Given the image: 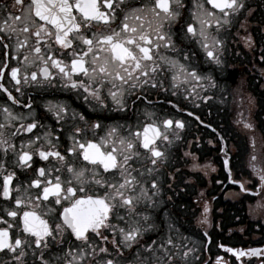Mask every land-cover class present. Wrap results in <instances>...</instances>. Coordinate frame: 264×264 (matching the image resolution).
<instances>
[{"label": "snow or ice", "instance_id": "snow-or-ice-1", "mask_svg": "<svg viewBox=\"0 0 264 264\" xmlns=\"http://www.w3.org/2000/svg\"><path fill=\"white\" fill-rule=\"evenodd\" d=\"M184 7V0H136L135 6L127 0H13L11 5L0 6V42L14 40L17 53L26 50L31 55V60L29 55H24L23 61L37 70L25 72V84L47 83L55 87L53 81L58 77L62 88L82 90L84 100L95 101L101 110L128 112L133 95V105L137 100L150 104L148 94L151 90L168 91L165 87L167 77H170L172 89L190 81L199 86V81L211 79L201 76L194 67L190 69L175 55L181 49L173 39L172 25L180 18ZM192 8L193 23L181 25L180 30L185 35L198 37L197 42L207 57L219 64L218 52L223 41L218 34L222 28L231 26L234 15L243 14L247 8L245 0H194ZM118 10L120 22L112 28ZM97 25L107 27L108 31H99ZM241 39L251 47V35ZM3 46L8 48L9 44ZM168 52L174 55H168ZM183 59H189L186 53ZM20 71L19 67L11 68V78L17 85L21 83ZM4 75L0 69V77ZM3 87L0 84V88ZM4 91L10 100L20 103L6 88ZM25 107L31 109V104ZM46 107L57 122H67L69 108L66 104L49 101ZM2 111L0 172L6 174L0 184V197L9 206L0 209L3 212L0 225H4L0 226V254L8 257L0 264H28L29 253L39 264H180L181 261L186 264L192 249L177 243L172 235L162 236L159 241L140 243L144 233L154 229L155 225L150 222V215L139 210L142 200L145 208L153 204L152 196L159 187L157 178H151L153 191L150 194L145 187L149 182H142V178L158 172V165L166 162L167 153L161 145L172 143L169 133L183 129L182 120H158L155 112L146 111L142 124L117 121L108 126L99 139H85L89 131L86 117L73 111L70 119L76 121L78 118L85 126L73 125L69 135L71 144L62 153L57 149L60 137L53 136L52 132H46L44 136L49 145L47 149L41 145L32 150L36 141L41 140L39 135L35 141L29 139L26 144L22 141L17 148L16 137L33 133L42 125L35 119L28 122V117L23 114H13L7 106ZM245 127L251 128V125L245 124ZM101 128L99 120L91 124L94 137ZM10 152L21 170L31 169L34 152L45 161L54 158L60 167L47 170L40 167L36 169L37 178L27 180L26 184L16 183L14 187L17 174L8 172L6 165ZM142 155L151 165L143 171L130 163L139 162ZM184 155L195 160L193 153ZM251 159L255 161L257 157L253 155ZM224 165L227 167V159ZM192 167L200 166L193 163ZM252 167L255 169V164ZM62 170L67 172L68 179L62 180L60 174L52 177L53 172ZM257 174L264 190V168ZM240 187L242 191H249L243 184ZM33 188L39 190L35 196L30 192ZM50 197L57 205L68 202L59 213L58 223H50L35 210L39 207L37 201H49ZM208 212L205 204L201 223L208 222ZM5 217L11 218V222ZM16 221H19L18 225ZM120 222L125 226H120ZM13 229H16L15 234ZM66 232L80 243L63 248L67 243ZM106 232L111 233V240L104 235ZM94 238L103 243H96ZM227 251L238 260L244 256L264 255V250L259 248L246 251L229 248ZM126 252L128 256H125ZM217 264H220V258H217Z\"/></svg>", "mask_w": 264, "mask_h": 264}, {"label": "flooded vegetation", "instance_id": "flooded-vegetation-1", "mask_svg": "<svg viewBox=\"0 0 264 264\" xmlns=\"http://www.w3.org/2000/svg\"><path fill=\"white\" fill-rule=\"evenodd\" d=\"M193 2L194 0H184L185 7L181 9V16L172 25V31L176 35L174 40L177 43V47L179 49H189L187 53L189 57L188 61L193 60L196 49L190 41L184 38V32L180 28L181 25H184V20L187 17H191ZM12 3L13 0H0V6L3 4L11 5ZM127 3L135 6L136 0H127ZM245 3L247 8L243 11V14L239 15L241 23L244 26L241 31V37L251 35L253 42L251 47H249L241 39L243 49L240 55V68L244 70L243 74L247 81H255L260 85V83H264L262 81L264 80V0H245ZM119 22L120 13L118 10V18L111 27L116 28ZM96 27L99 31H108V28L103 25H97ZM4 43H8L9 47L5 48L3 46ZM161 51L163 52L164 50L162 49ZM167 54L174 55L171 52ZM24 55H29V59L31 60L32 57L26 50L17 53L14 40L0 42V69H3L5 73L3 77H0V84L4 86L0 88V123L4 122L2 109L7 106L13 114H23L28 117V122L35 119L39 125H42V127L38 126L37 129H34L33 133H22L16 137L14 143L17 145V148H19L22 141L25 144L29 139L35 141L36 136L39 135L41 140L36 141L32 146V150L39 148L41 145L47 149L49 145L44 136L46 132H52L53 136L58 135L60 137L57 149L63 153L64 149L71 144L69 135L73 125L79 127L85 126L84 122L79 121L78 118L76 121L70 119L73 111L83 113L86 117L89 131L86 133L85 139H99L100 136L104 135L105 129L117 121L121 124L131 123L135 125L138 122L142 124L145 122L144 113L146 111L154 112L155 110L158 120L172 118L173 120L187 121L188 124L192 125L189 137H193V143L191 144L194 146L193 150L195 151L193 154L195 160L192 157H185L180 161L181 164H178L177 171L169 174V179L180 182L173 185V187L177 189L175 195L180 194L179 199H175L181 203V209L173 213L172 217L174 219L170 221L169 225L171 226V231L161 230L159 226L162 225V222L158 223L157 219H155L153 220L155 228L145 232L140 243H150L153 239L159 241L162 236L172 235L177 243L186 245L187 248L192 249L187 257L186 264H217V258H220V264H261V261H264V255L258 257L244 256L238 260L232 252L227 251L229 248L245 251L251 248L264 250V190L260 187V180L257 174L259 169L264 168V163L259 161L255 164V169L253 167L250 170L246 168L249 172L238 173V171L243 170L244 163L248 167L252 163L249 160L245 162L244 156L232 155V152L228 148V144L231 143L228 140V136L225 138L222 136L223 139L218 135L216 129L210 131L205 127L208 116H210V121H214L216 117V104L211 98H207L208 100H202L198 97L192 99L190 95L183 92V88L173 89L176 92V95L173 96L171 92L172 88L168 82L169 77H167L165 78V87L168 91L151 90L148 94L150 104L148 102L141 103L137 100L133 105L132 100H135V95H133L129 101L130 110L128 112L101 110L96 106L95 101L86 102L84 100L82 90L62 88L58 77L53 81L55 87H50L47 83L44 85L32 82L25 84L23 82L25 72L30 73L31 71H36L37 68L32 64H26L23 61ZM64 59L67 60L68 57H64ZM12 67H19L21 70V83L19 85L11 78ZM79 78L84 79L83 76ZM17 87L20 88L19 92L16 91ZM4 88L8 92H11L12 96L20 101V103H14L13 100H10ZM199 88L201 89L202 87ZM106 94L107 89H105ZM169 100L172 101L171 104L167 102ZM49 101L54 103L61 102L68 106L69 116L66 118L67 122H57L53 114L48 112L46 105ZM27 104H31V109L25 107ZM261 112L263 114L264 110ZM202 116L205 117V121H203ZM97 120L101 123L102 128L96 131L94 137L90 126ZM24 122L26 121H21V123ZM171 132L172 143L175 144L173 149H176V146L182 147L185 141L179 135L181 131L173 130ZM177 135L180 137L178 140L175 138ZM201 138L203 140L200 141L199 139ZM212 142L220 144V156L217 154V151L207 148V146H211ZM168 146L166 144L161 145L163 149L168 148ZM198 148L200 150L202 148L205 149L200 154L197 152ZM0 157H2V153H0ZM15 159L16 157L10 152L6 161L7 171H15L17 174V179L13 182L14 187L16 183L26 184L27 180L37 178L36 169L40 167H44L46 170L60 167L54 158L45 161L40 159L35 152L31 162V169L21 170L15 163ZM225 159L228 160L227 167L224 165ZM185 160L196 163L200 167L193 169L192 166H186L183 164ZM205 165L208 167H204ZM4 174L6 173L0 172V184H2ZM57 174L61 175L62 180L68 179L66 171L62 170L60 173L53 172L52 177L54 178ZM240 184H243L249 191H242ZM38 191L35 188L30 189L33 196ZM234 193L239 194V199L235 195V198L231 197ZM228 198L232 199L229 200ZM36 203L39 204V207L35 210L45 219H48L50 223L60 222L59 213L62 212L63 207L68 206L67 201H62L60 205L55 204L53 197H50L49 201H37ZM205 204L209 208V212L206 214L208 222L201 223L204 216L203 207ZM8 206L9 204L4 201L3 197H0V209ZM162 211L163 208L157 210L150 209L148 214L150 216L155 214L157 218V215ZM0 215H3L2 211H0ZM5 218L11 222V218ZM112 222L117 223L115 220ZM16 223L18 225L19 221H16ZM15 231L16 229H13V234H15ZM104 235H108L111 240V233L106 232ZM65 240L67 243L62 246L65 249L68 247V244L80 243L79 241H75V238L68 232L65 233ZM94 241L96 243H103L98 238H94ZM108 247L111 249V243L108 244ZM128 255L129 253L126 252L125 256ZM7 259V256L0 254V262ZM27 261L28 264H34L35 257L29 253ZM35 264H39V262L35 261ZM180 264H185V262L181 261Z\"/></svg>", "mask_w": 264, "mask_h": 264}, {"label": "rangeland", "instance_id": "rangeland-1", "mask_svg": "<svg viewBox=\"0 0 264 264\" xmlns=\"http://www.w3.org/2000/svg\"><path fill=\"white\" fill-rule=\"evenodd\" d=\"M206 7L208 6L206 5ZM241 22L242 21L239 16H233L231 26L222 28L220 30L218 35L223 41V47L218 52L221 61L219 64L207 57L205 50L201 47L200 43L197 42L198 37L194 38L190 35H185V33H183L184 38L194 45L196 53H194L192 61L184 60L182 57V55L188 53L189 49H181V52L176 55L181 60V62L189 66L190 69L194 67L201 76L211 78L203 79L198 83L206 86L209 85L211 88L210 96L214 97L213 95H215L216 106L221 105L222 107H225L226 122L227 124L229 123V126L232 129L231 133L226 134V137L228 136V139L231 142L228 144V148L232 152V155L234 154L233 156H244L245 162L249 160L253 165L259 161L264 163V120L263 123L257 120L256 112L259 108L255 109L254 102L261 101L254 97V94L250 90V82L245 79L243 74L244 70H242V68L239 66L241 50L243 49V44L241 42V31L243 27H241ZM187 23H193L191 17H187L184 20V26H186ZM212 34L216 35L215 32ZM175 37L176 35L173 33V39ZM262 81L264 82V80ZM168 82L170 83V77ZM192 85H197V82L190 81L189 83L182 85L186 88L184 89V93L188 94L189 90L187 89H189ZM263 90L264 83H260L258 91ZM173 91L175 90L171 89V92ZM196 94L197 93L193 94V96ZM204 94H208V92H204L203 95ZM245 124H250L251 128L245 127ZM190 127L191 125L188 126V129H190ZM215 141L217 142V140ZM253 142H255L254 146ZM207 148L211 149L212 151H217V154L220 156L219 152L221 151V147L219 143L215 144L212 142L211 146L209 145ZM204 149L205 148H202V150L198 149L197 152L201 154ZM186 152H188V149L183 147H181L175 155H172V150H168L166 162L164 164L158 165L159 171L152 173L151 175L146 174L142 178V182H149L145 184V187L149 189L150 194L153 191L150 188V180L153 177L157 178L159 187L157 190H155L156 195L152 196V201L154 204L145 208V201L142 200L139 210L145 214H148L150 209L157 210L163 207V211L157 215V218L155 214L150 216L151 223H153V220L155 219H157L158 223L162 222V225L159 226L161 227V230H169L170 221L174 219L172 217L173 213L180 211L181 209V203L175 199H179L180 194L175 195L177 189L173 187V185L180 182L169 179V174L173 172L171 169L173 162L175 160H179L174 166L181 164L180 161L186 157L184 155ZM253 155L257 157L255 161H252L251 159ZM130 163H132V167L140 169L141 171H143L146 167H151L150 163L144 158L143 155L140 157L139 162L134 160ZM183 164L186 166H192L193 162L185 160ZM252 165L248 167L246 166V163H244L243 170L238 171V173L249 172L248 170L252 168ZM232 195V198H235L236 196L239 199V194L234 193ZM232 198L228 199L231 200ZM158 212L160 211L158 210ZM121 214H124L123 211H121ZM120 226L125 225L120 222Z\"/></svg>", "mask_w": 264, "mask_h": 264}, {"label": "trees", "instance_id": "trees-1", "mask_svg": "<svg viewBox=\"0 0 264 264\" xmlns=\"http://www.w3.org/2000/svg\"><path fill=\"white\" fill-rule=\"evenodd\" d=\"M223 118H224V117H223ZM229 127H230V126H229V123H228V130H229Z\"/></svg>", "mask_w": 264, "mask_h": 264}]
</instances>
